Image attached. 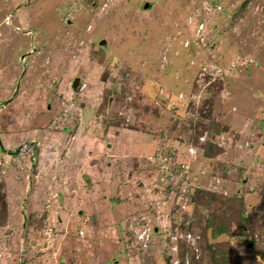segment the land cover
<instances>
[{"label":"rangeland","instance_id":"1","mask_svg":"<svg viewBox=\"0 0 264 264\" xmlns=\"http://www.w3.org/2000/svg\"><path fill=\"white\" fill-rule=\"evenodd\" d=\"M263 198L264 0H0V264H264Z\"/></svg>","mask_w":264,"mask_h":264},{"label":"trees","instance_id":"2","mask_svg":"<svg viewBox=\"0 0 264 264\" xmlns=\"http://www.w3.org/2000/svg\"><path fill=\"white\" fill-rule=\"evenodd\" d=\"M218 123L212 128V131L210 132L212 135H215V136H217V135H219V133H220V131H219V127H218ZM197 132H199V133H201V130L199 131H197ZM192 138H194L195 140H196V138H197V136H194V135H192L191 136ZM194 140V141H195ZM170 168V167H169ZM163 172H164V170H162ZM161 171V172H162ZM261 188H263L262 186H261ZM197 189H199V188H197ZM200 190V189H199ZM188 193V192H187ZM194 197H196V194L195 195H192V198L190 199V202L193 204L195 201H194ZM264 199V198H263ZM222 230H224L223 228H220L219 229V231H221L222 232Z\"/></svg>","mask_w":264,"mask_h":264},{"label":"water","instance_id":"3","mask_svg":"<svg viewBox=\"0 0 264 264\" xmlns=\"http://www.w3.org/2000/svg\"><path fill=\"white\" fill-rule=\"evenodd\" d=\"M149 6V2H145L144 4H143V8H147ZM102 41H104V40H102ZM101 41V43H103ZM78 82V78L76 77L75 78V80H74V83H73V86L75 87V85H76V83ZM89 117H91V112L90 111H86V113H85V120H87ZM61 195H59V200H61Z\"/></svg>","mask_w":264,"mask_h":264},{"label":"bare ground","instance_id":"4","mask_svg":"<svg viewBox=\"0 0 264 264\" xmlns=\"http://www.w3.org/2000/svg\"><path fill=\"white\" fill-rule=\"evenodd\" d=\"M91 112V111H90ZM91 115H92V113H91Z\"/></svg>","mask_w":264,"mask_h":264}]
</instances>
